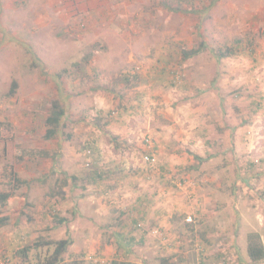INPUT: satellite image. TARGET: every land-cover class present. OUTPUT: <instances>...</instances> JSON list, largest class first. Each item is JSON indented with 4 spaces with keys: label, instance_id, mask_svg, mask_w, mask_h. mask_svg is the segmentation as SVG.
I'll return each instance as SVG.
<instances>
[{
    "label": "rangeland",
    "instance_id": "1",
    "mask_svg": "<svg viewBox=\"0 0 264 264\" xmlns=\"http://www.w3.org/2000/svg\"><path fill=\"white\" fill-rule=\"evenodd\" d=\"M49 1L0 0V264H264V0Z\"/></svg>",
    "mask_w": 264,
    "mask_h": 264
},
{
    "label": "trees",
    "instance_id": "2",
    "mask_svg": "<svg viewBox=\"0 0 264 264\" xmlns=\"http://www.w3.org/2000/svg\"><path fill=\"white\" fill-rule=\"evenodd\" d=\"M193 52V51H192ZM188 52H184V56L188 55ZM227 55H234L233 50H229L228 53H220L221 56ZM13 92V91H12ZM65 115L64 108L59 105V103L55 102L52 106V112L47 118V123L51 126L48 129L47 135L53 136L57 128L59 127L63 116ZM29 154L35 153L37 156H46L51 157V155L47 151H39L36 150L35 152L31 151L28 152ZM43 155H42V154ZM98 176H101L98 174ZM12 194L8 192H0V204L2 206L11 205L12 204ZM190 224V223H187ZM71 244V240L69 238L59 239V240H46V239H39L33 242L32 245H26L21 248H18V250L15 252V256L18 258L28 259L30 255L31 248H40V246H46V247H54L53 251L51 250V253H48L45 257L41 258L39 257L35 264H59L63 261V255L67 251L68 246ZM248 256L254 263H263L264 262V243L261 238L260 233L258 232H252L248 235V248L247 251ZM39 255V253L37 254ZM169 259H163L161 264H172Z\"/></svg>",
    "mask_w": 264,
    "mask_h": 264
},
{
    "label": "crops",
    "instance_id": "3",
    "mask_svg": "<svg viewBox=\"0 0 264 264\" xmlns=\"http://www.w3.org/2000/svg\"><path fill=\"white\" fill-rule=\"evenodd\" d=\"M55 0H51V1H49V2H53L54 4H58V3H60V2H63L64 0H57V2H54ZM112 2L110 3V4H108L107 2H106V0H103V2H100V1H97V3H95L94 2V0H81V2H82V6L84 7V8H95V7H97V6H99L98 7V11L97 12H95V14H92L90 17H93V18H91L90 19V22L93 24V23H95V22H98L99 24H106V23H108V24H113V23H118V22H120L119 20H118V18H120V17H113V14H111V12H109L110 10H109V7L110 8H116V9H118V8H122V7H130V6H132V4H130L132 1L130 0V2L128 1V0H126V1H124L123 2V6H119V4L120 3H118V1L119 0H111ZM122 1V0H121ZM65 2V1H64ZM134 3L136 4V2L134 1ZM118 7V8H117ZM123 10V9H122ZM124 11H127V10H123V12ZM122 11L120 12V15L123 13ZM110 13V14H109ZM116 13V12H115ZM113 17V18H112ZM114 19H116V20H114ZM113 27V26H112ZM154 75V74H153ZM129 191H131V190H129ZM135 194H136V197H135ZM137 194H139L137 191L136 192H134V191H132V195H130L131 197L129 198V200L127 201V202H131V204L130 205H128L127 204V212L128 213H132V214H134V215H136V216H138V215H140V216H142V217H139L137 220H135V222H138V224L139 225H141L140 224V221L142 220V221H144L143 219H145V218H147V214H148V216H151V215H149V213L147 212V214H146V210L143 212V206H142V202L145 200V197L143 196V201H142V197H138V195ZM153 194H155V193H153ZM152 194V195H153ZM135 197V198H134ZM152 198H153V196H152ZM151 198V199H152ZM126 199V198H125ZM146 202V201H145ZM152 203H155V202H153V200H152ZM154 207V206H153ZM95 209V208H94ZM94 209H93V211H94ZM123 211V210H122ZM122 214H124V212H122ZM151 217H153V216H151ZM90 221H92V220H90ZM119 221H120V224L122 225V219L120 218L119 219Z\"/></svg>",
    "mask_w": 264,
    "mask_h": 264
},
{
    "label": "built area",
    "instance_id": "4",
    "mask_svg": "<svg viewBox=\"0 0 264 264\" xmlns=\"http://www.w3.org/2000/svg\"><path fill=\"white\" fill-rule=\"evenodd\" d=\"M146 145L149 147L148 152L144 155V159L146 162L153 164L156 160L155 153L153 151V141L152 138L147 137L146 140Z\"/></svg>",
    "mask_w": 264,
    "mask_h": 264
}]
</instances>
